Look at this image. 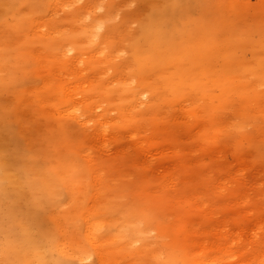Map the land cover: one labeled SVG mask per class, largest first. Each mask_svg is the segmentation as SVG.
<instances>
[{"label": "clouds", "instance_id": "9594fccd", "mask_svg": "<svg viewBox=\"0 0 264 264\" xmlns=\"http://www.w3.org/2000/svg\"><path fill=\"white\" fill-rule=\"evenodd\" d=\"M0 264H264V0H0Z\"/></svg>", "mask_w": 264, "mask_h": 264}]
</instances>
